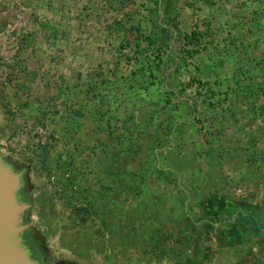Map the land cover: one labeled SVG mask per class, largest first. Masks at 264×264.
Masks as SVG:
<instances>
[{
    "label": "rangeland",
    "instance_id": "rangeland-1",
    "mask_svg": "<svg viewBox=\"0 0 264 264\" xmlns=\"http://www.w3.org/2000/svg\"><path fill=\"white\" fill-rule=\"evenodd\" d=\"M211 1L0 0V158L46 259L264 264V0Z\"/></svg>",
    "mask_w": 264,
    "mask_h": 264
},
{
    "label": "water",
    "instance_id": "water-1",
    "mask_svg": "<svg viewBox=\"0 0 264 264\" xmlns=\"http://www.w3.org/2000/svg\"><path fill=\"white\" fill-rule=\"evenodd\" d=\"M28 207L21 175L0 158V264H43L24 239Z\"/></svg>",
    "mask_w": 264,
    "mask_h": 264
},
{
    "label": "trees",
    "instance_id": "trees-1",
    "mask_svg": "<svg viewBox=\"0 0 264 264\" xmlns=\"http://www.w3.org/2000/svg\"><path fill=\"white\" fill-rule=\"evenodd\" d=\"M198 1H201L205 3L206 5H212L211 0H198ZM197 26L198 25H195V27L189 33L182 35L183 52L188 58H193L195 55H197L200 52V41L203 37V34L198 30ZM191 83H194L196 85H201L200 81H193V82L191 81ZM189 85L191 84H187V86ZM81 211L85 212V215L89 214L85 208H82ZM75 213L80 214V216L83 215V213L79 212V210H75ZM27 237H29V234L28 232H25L24 239L28 243L29 247L31 248L34 256L37 259L41 260L43 264H46L44 263V261H42V259L44 258L42 252H40V250L38 251V247H35L37 245L34 244L35 245L34 247L30 245V243L27 241Z\"/></svg>",
    "mask_w": 264,
    "mask_h": 264
},
{
    "label": "crops",
    "instance_id": "crops-1",
    "mask_svg": "<svg viewBox=\"0 0 264 264\" xmlns=\"http://www.w3.org/2000/svg\"><path fill=\"white\" fill-rule=\"evenodd\" d=\"M246 207H248V209L250 210V212L252 213V211H253V213H254V215H255V213L257 214V210H256V205H253V204H248ZM247 209V208H246ZM252 209H254V210H252ZM250 213V214H251ZM232 230H235V232L236 233H238V231L240 230V229H235V228H232L231 229V231ZM59 239H61L60 238V236H59ZM71 239V238H70ZM79 242V241H78ZM39 244V243H38ZM242 245V244H241ZM39 248H40V252H42V254H43V256H44V258L42 259V261H44V263H46V264H56V262L54 261V260H50V259H46V252H45V249H44V247H42V244L40 245L39 244ZM69 248V247H68ZM83 249H85V250H83ZM76 248V250H79L80 252L82 251V253H83V256H88L89 255V253H90V251L88 250V249H86V248ZM39 251V250H38ZM71 251H73L72 250V248H71ZM230 257H228V259H229ZM205 260L206 259H202V261H200L199 262V260H196V259H185L184 258V261H183V263L184 264H206V262H205ZM230 260V259H229ZM226 262H228V261H226ZM230 264V263H229Z\"/></svg>",
    "mask_w": 264,
    "mask_h": 264
},
{
    "label": "flooded vegetation",
    "instance_id": "flooded-vegetation-1",
    "mask_svg": "<svg viewBox=\"0 0 264 264\" xmlns=\"http://www.w3.org/2000/svg\"><path fill=\"white\" fill-rule=\"evenodd\" d=\"M261 224L264 226V221L262 220L261 221ZM263 230H264V228H263ZM27 241L30 243V245H32L33 247L35 246V245H37V246H35V247H38V250H40V248H39V245H38V243L36 242V244H35V239L33 238V236H29V237H27ZM33 244H35V245H33ZM264 261V260H263Z\"/></svg>",
    "mask_w": 264,
    "mask_h": 264
}]
</instances>
